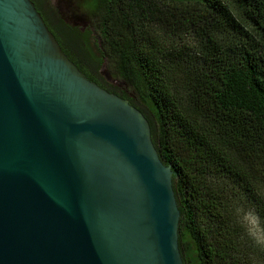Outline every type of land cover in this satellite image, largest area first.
Wrapping results in <instances>:
<instances>
[{
  "label": "water",
  "instance_id": "obj_1",
  "mask_svg": "<svg viewBox=\"0 0 264 264\" xmlns=\"http://www.w3.org/2000/svg\"><path fill=\"white\" fill-rule=\"evenodd\" d=\"M173 175L33 0H0V264H184Z\"/></svg>",
  "mask_w": 264,
  "mask_h": 264
},
{
  "label": "trees",
  "instance_id": "obj_2",
  "mask_svg": "<svg viewBox=\"0 0 264 264\" xmlns=\"http://www.w3.org/2000/svg\"><path fill=\"white\" fill-rule=\"evenodd\" d=\"M33 2L70 59L149 119L174 171L184 264H252L211 178L252 196L264 181V0H84L74 16ZM105 60L145 108L103 77Z\"/></svg>",
  "mask_w": 264,
  "mask_h": 264
},
{
  "label": "rangeland",
  "instance_id": "obj_3",
  "mask_svg": "<svg viewBox=\"0 0 264 264\" xmlns=\"http://www.w3.org/2000/svg\"><path fill=\"white\" fill-rule=\"evenodd\" d=\"M83 2L84 0H51V5L58 7L59 10L67 16H74L81 14V4ZM92 20L93 19L91 16L86 15L85 22H82L83 29L88 28L89 30H92ZM97 39V34L93 32L92 41L95 42ZM101 71L103 77L110 84H113L120 90L128 93V95L134 98L142 107L145 106L144 102L135 96L131 87L123 79H119L115 76V69L108 60H105ZM211 181L219 188L220 191L223 190V195L228 196L229 202L226 201L225 203L231 206V208H229L231 212V218H233L235 226L237 224L239 226L242 249L249 253V258L251 259L252 264H264V250L253 244L250 237L246 234L245 229L239 223L235 211L237 206H243L246 209H252L260 218L262 224H264V219L258 211L260 207L264 206V181L256 184V194L254 196L246 195L247 192L244 191L241 186L235 184L229 177L218 175L211 178Z\"/></svg>",
  "mask_w": 264,
  "mask_h": 264
},
{
  "label": "clouds",
  "instance_id": "obj_4",
  "mask_svg": "<svg viewBox=\"0 0 264 264\" xmlns=\"http://www.w3.org/2000/svg\"><path fill=\"white\" fill-rule=\"evenodd\" d=\"M236 215L253 244L264 250V224L252 209L237 206Z\"/></svg>",
  "mask_w": 264,
  "mask_h": 264
}]
</instances>
